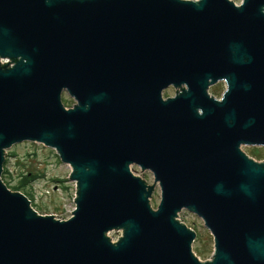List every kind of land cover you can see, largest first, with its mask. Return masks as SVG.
Masks as SVG:
<instances>
[{
	"label": "water",
	"instance_id": "1",
	"mask_svg": "<svg viewBox=\"0 0 264 264\" xmlns=\"http://www.w3.org/2000/svg\"><path fill=\"white\" fill-rule=\"evenodd\" d=\"M23 142L71 166V218L4 182ZM244 147H264V0H0V264H264V161Z\"/></svg>",
	"mask_w": 264,
	"mask_h": 264
},
{
	"label": "rangeland",
	"instance_id": "2",
	"mask_svg": "<svg viewBox=\"0 0 264 264\" xmlns=\"http://www.w3.org/2000/svg\"><path fill=\"white\" fill-rule=\"evenodd\" d=\"M240 4L242 0H233ZM226 89L225 84L217 83L209 89V93L219 96ZM180 93V91H178ZM177 93L173 87L165 90L164 98L174 97ZM65 96L66 107H71L75 101L67 92ZM243 150L250 157L258 161H264V147H244ZM7 169L9 175L3 174V180L10 189L20 186L24 176H29L20 192L25 194L32 201V205L42 215L58 216L57 219L67 220L71 218L74 211L77 187L71 180L72 168L64 164L54 149L34 142H23L13 145L6 151ZM5 166V164H4ZM133 173L148 182L154 183V176L149 171H142L139 167H132ZM161 200V190L157 186L151 200L152 206L157 208ZM34 207V206H33ZM180 220L189 228L196 231L197 236L193 244V250L202 260H210L214 254V238L204 226L201 218L188 211L180 214ZM121 235L114 232L111 239L116 240Z\"/></svg>",
	"mask_w": 264,
	"mask_h": 264
},
{
	"label": "flooded vegetation",
	"instance_id": "3",
	"mask_svg": "<svg viewBox=\"0 0 264 264\" xmlns=\"http://www.w3.org/2000/svg\"><path fill=\"white\" fill-rule=\"evenodd\" d=\"M220 83H221L222 85L225 84V82H220ZM225 85H226V84H225ZM180 92H181V89H180ZM223 93H224V92H221V94H220L219 96L212 95V94H211V95H212L214 98L220 100V99H222ZM70 97H71V96H70ZM168 97H169V96H168ZM168 97H167V98H168ZM72 98L74 99L75 104H73L71 107H66V106H65L67 109L75 108L76 106L79 105L78 100H77L75 97H72ZM62 101H63V104L66 103L64 94L62 95ZM134 167H137V166H134Z\"/></svg>",
	"mask_w": 264,
	"mask_h": 264
},
{
	"label": "trees",
	"instance_id": "4",
	"mask_svg": "<svg viewBox=\"0 0 264 264\" xmlns=\"http://www.w3.org/2000/svg\"><path fill=\"white\" fill-rule=\"evenodd\" d=\"M7 167V162H5V166H4V175H9V170L6 168ZM29 180V176L27 175V176H24V181L23 182H21L22 184L20 185V186H17V187H15L13 190L14 191H20V188L21 187H24L25 186V184H26V181H28ZM31 200V199H30ZM34 206V208H36L37 206H35V205H33Z\"/></svg>",
	"mask_w": 264,
	"mask_h": 264
}]
</instances>
